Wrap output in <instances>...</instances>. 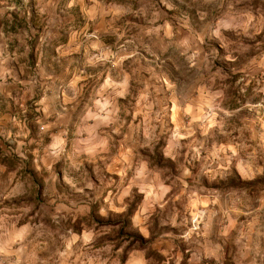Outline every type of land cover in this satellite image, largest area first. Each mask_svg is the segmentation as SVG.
Returning a JSON list of instances; mask_svg holds the SVG:
<instances>
[{
	"label": "clouds",
	"instance_id": "1",
	"mask_svg": "<svg viewBox=\"0 0 264 264\" xmlns=\"http://www.w3.org/2000/svg\"><path fill=\"white\" fill-rule=\"evenodd\" d=\"M0 264H264V0H0Z\"/></svg>",
	"mask_w": 264,
	"mask_h": 264
},
{
	"label": "rangeland",
	"instance_id": "2",
	"mask_svg": "<svg viewBox=\"0 0 264 264\" xmlns=\"http://www.w3.org/2000/svg\"><path fill=\"white\" fill-rule=\"evenodd\" d=\"M115 40H116V37H107L104 42L106 44H110V43H114ZM49 54L51 55V53H49ZM164 71H168V70L167 69H164ZM24 174L26 176H29L31 178V180H32V182H33L34 185L41 186V184H42L41 176L38 175L35 171H33L32 167H31V164H29L27 166V168L25 169ZM60 178L62 179V176ZM56 180H57V177H53L51 182L54 183ZM59 186H60V189L62 191H67V189L64 187L63 184H60ZM36 198L39 199V196L37 195ZM126 227H127V220H124L123 223H122V229H126ZM121 234L122 235L124 234L123 231H122ZM127 238L128 239H134V238H137V237H133V235L131 233H129L128 236H127Z\"/></svg>",
	"mask_w": 264,
	"mask_h": 264
}]
</instances>
